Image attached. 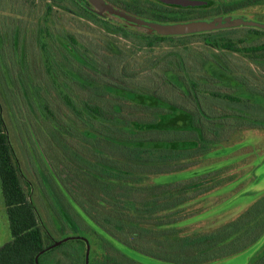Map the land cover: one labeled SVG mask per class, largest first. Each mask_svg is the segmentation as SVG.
I'll list each match as a JSON object with an SVG mask.
<instances>
[{
	"label": "trees",
	"instance_id": "trees-1",
	"mask_svg": "<svg viewBox=\"0 0 264 264\" xmlns=\"http://www.w3.org/2000/svg\"><path fill=\"white\" fill-rule=\"evenodd\" d=\"M106 1L163 24L213 20L264 5ZM27 8L26 22L7 31L0 27V54L13 78L0 101V181L11 231V240L0 247V264H43L46 253L69 242L76 264H143L120 246L152 264H212L258 243L264 236V194L236 218L184 234L177 226L181 214L220 184L211 182L216 171L155 179L199 166L235 133L264 129V43L257 42L264 30L239 26L161 36L112 22L87 0H45L40 9L30 1ZM15 27L31 54L28 64L16 58ZM176 113L187 117L185 125L171 122ZM16 118L44 140L51 168L42 167V173L51 172L50 181L65 190L59 198L73 228L87 237L48 244L52 235L10 141L7 121ZM92 241L100 252L91 258ZM249 264H264V245Z\"/></svg>",
	"mask_w": 264,
	"mask_h": 264
},
{
	"label": "rangeland",
	"instance_id": "rangeland-1",
	"mask_svg": "<svg viewBox=\"0 0 264 264\" xmlns=\"http://www.w3.org/2000/svg\"><path fill=\"white\" fill-rule=\"evenodd\" d=\"M30 1H32L38 9L42 8L45 4V0H0V27L3 28V31H7L9 25L21 24L28 20L27 6ZM157 1L169 5L187 7L175 3H167L163 0ZM89 5L91 8H94L90 3ZM94 10L97 11L96 8H94ZM102 15L109 18L110 21L124 25L130 29L147 30L148 33L161 34L147 25H136L109 11H104ZM215 20H217V22L219 20L220 23H232L241 20L244 24L239 26L256 27L264 30V5L248 8L232 15L221 16L213 20L207 19L198 21L212 22ZM83 23L89 27L96 28V25L86 19H84ZM159 24L164 25L163 23ZM239 26L216 28L214 30L235 28ZM66 28L71 30L75 29L72 31L78 29L77 26L74 27L71 24L66 25ZM13 29L14 30L12 31L15 39H12L13 44L15 43L14 52L16 58H19L20 56L21 60L23 58L24 62L28 64L31 57L29 49L26 47L24 43L25 41L22 39L18 41L17 39L18 32H20L21 29L18 30L17 27ZM0 35L3 37L4 34ZM2 40L3 39H0V44L2 43ZM18 42L25 46L23 48L20 47L19 51L18 47H16L18 46ZM257 42L264 43V32ZM8 69L9 68L3 56L0 54L1 102L5 97V92L12 85L13 78L9 74ZM222 77L227 79L225 76ZM9 99H11L12 103L14 102L13 95L10 94V96H8V100ZM256 100H260V98H257ZM185 119H187L186 116L176 113L171 122L180 121L185 125ZM7 123L10 141L23 176L22 180H26L31 184V200L36 206L44 226L52 235V239L48 240V244H52L53 242L56 244L67 238L77 236L87 237L83 231H77V229L73 228L70 217L67 215V210L64 208L61 199L59 198V194L61 196V193L66 195L65 190H58L56 185L50 181L51 172H49V174L47 172L45 174L42 173L44 167L51 168L43 149L44 140L35 135L31 128L26 129V123L21 121V119L16 118V120H10V122L7 121ZM208 172L216 173L217 176L213 177L211 182L214 184L215 181H220V184L201 198L186 206V210L181 214L184 218L177 224L184 234L191 233L195 230H209L220 226L242 214L259 196L264 194V129H248L235 133L229 142L217 146L211 153L206 155L200 162L199 166L185 172L157 177L155 181L163 182L181 180ZM52 178H54L53 175ZM24 186L26 187L25 184ZM26 190L28 189L26 188ZM0 210V219L4 221L6 219V213L2 202H0ZM66 225H69L71 229ZM9 238V223L5 225V227L3 224H0V247L11 240ZM93 241L89 246L88 252L91 258L96 257L95 252L99 249L98 245H94L95 243ZM263 245L264 236L258 243L242 253L212 264H249L252 257ZM71 246L72 243L69 242L57 247L53 252L46 253L42 257L43 264H76L73 255L68 251V248ZM120 247L129 257L140 261L143 264L154 263L151 258L142 256L135 251L124 248L123 246ZM98 252L100 251H97V253Z\"/></svg>",
	"mask_w": 264,
	"mask_h": 264
},
{
	"label": "water",
	"instance_id": "water-1",
	"mask_svg": "<svg viewBox=\"0 0 264 264\" xmlns=\"http://www.w3.org/2000/svg\"><path fill=\"white\" fill-rule=\"evenodd\" d=\"M94 8L97 9L94 10V8H91V10L96 11L98 14L102 15L104 11H109L111 13H114L116 15H119L126 20L139 25L144 26L147 25L158 32H160V35L170 36V35H186L191 33H197V32H204V31H212L216 28H224V27H232V26H239L241 24H244L243 21L237 20L232 23H220V21L215 20L212 22H201V21H192V22H186V23H174V24H159L155 22H146L143 19L131 15L119 8L114 7L112 4L107 3L105 0H87ZM167 3H175L179 5L184 6H195L202 4L199 1L194 0H163ZM59 243H56L58 245Z\"/></svg>",
	"mask_w": 264,
	"mask_h": 264
},
{
	"label": "crops",
	"instance_id": "crops-1",
	"mask_svg": "<svg viewBox=\"0 0 264 264\" xmlns=\"http://www.w3.org/2000/svg\"><path fill=\"white\" fill-rule=\"evenodd\" d=\"M0 199H1L0 202L3 203V207H5V213H6V219H5L4 221H2V220L0 219V224H3L4 227H5V225H7L9 222L7 223V221H8L7 207H6V204H5V201H4V197H3V193H2L1 181H0ZM0 211H1V210H0ZM9 230H10V227H9ZM6 238H7V237H6ZM9 239H11V231H10V238H9Z\"/></svg>",
	"mask_w": 264,
	"mask_h": 264
}]
</instances>
